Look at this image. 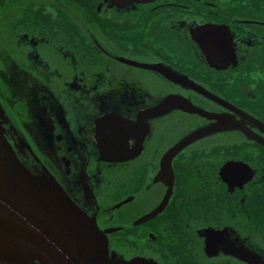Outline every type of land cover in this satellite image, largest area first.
<instances>
[{
  "label": "flooded vegetation",
  "instance_id": "flooded-vegetation-1",
  "mask_svg": "<svg viewBox=\"0 0 264 264\" xmlns=\"http://www.w3.org/2000/svg\"><path fill=\"white\" fill-rule=\"evenodd\" d=\"M0 134L108 264H264V0H0Z\"/></svg>",
  "mask_w": 264,
  "mask_h": 264
},
{
  "label": "water",
  "instance_id": "water-1",
  "mask_svg": "<svg viewBox=\"0 0 264 264\" xmlns=\"http://www.w3.org/2000/svg\"><path fill=\"white\" fill-rule=\"evenodd\" d=\"M188 105L169 97L150 113ZM39 173L32 174L0 134V263L108 264L107 238L94 218L80 210L49 173Z\"/></svg>",
  "mask_w": 264,
  "mask_h": 264
},
{
  "label": "rangeland",
  "instance_id": "rangeland-1",
  "mask_svg": "<svg viewBox=\"0 0 264 264\" xmlns=\"http://www.w3.org/2000/svg\"><path fill=\"white\" fill-rule=\"evenodd\" d=\"M43 173V172H42Z\"/></svg>",
  "mask_w": 264,
  "mask_h": 264
}]
</instances>
